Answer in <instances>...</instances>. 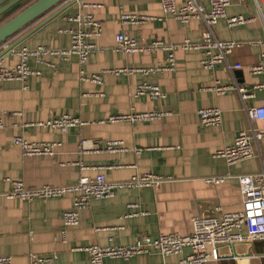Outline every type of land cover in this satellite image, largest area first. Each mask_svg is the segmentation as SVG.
Wrapping results in <instances>:
<instances>
[{
  "label": "crops",
  "instance_id": "1",
  "mask_svg": "<svg viewBox=\"0 0 264 264\" xmlns=\"http://www.w3.org/2000/svg\"><path fill=\"white\" fill-rule=\"evenodd\" d=\"M72 1L61 4L0 47V63L13 68L20 62L17 52L22 47L69 48V31L79 27L70 20L72 17L83 18L90 13L103 23L101 36L90 39L96 49L86 64L81 65L76 57L67 62L49 57L47 61L55 65L52 68L31 58L30 68L41 74L30 76L26 87L19 81H0V256L11 257L14 264H30L33 256H53L54 264H91L81 247L130 246L140 238L155 239L160 234L188 236L197 218L242 211L236 177L264 170V138L254 147L256 156L237 165L230 167L216 157L218 151L234 144L241 131L249 129L250 122L237 92L217 95L210 88L217 84L247 87L254 94L247 101L248 108L264 107V72H251L264 54V18L255 2H234L227 8L229 17L252 19L248 24L230 29L220 20L214 28L221 41L239 44L228 63L241 65L240 69L219 64L214 70H206L201 65V52L177 47L176 72L149 77L106 73L98 84L89 78L105 70L165 65L168 51L148 49L153 42L166 46L187 40L198 43L203 40L205 27L198 19L183 24L164 16L161 0ZM202 2L209 10V1ZM124 14L148 19L124 24ZM123 31L145 50L133 55L118 51L116 37ZM9 46L14 48L7 53ZM144 81L159 86L166 97L153 100L135 96ZM207 108L222 111L221 126L201 125L198 112ZM153 111L164 115L135 124L107 121L112 116ZM66 114L87 124L65 133L38 125ZM14 137L60 146L53 156L25 157L21 147L13 144ZM82 139L121 141L123 150L81 153ZM107 166L113 168L102 169ZM100 173L114 183L144 175L169 180L156 187L120 189L110 199H95L81 212L79 225L66 229L63 215L72 209V194L33 201L9 195L11 181H21L30 189L69 187L81 177L94 178ZM209 179L224 181L213 184L207 182ZM189 252L186 248L183 255L163 257L152 251L129 260L108 258L103 264H182ZM208 264H264V241L221 247Z\"/></svg>",
  "mask_w": 264,
  "mask_h": 264
},
{
  "label": "built area",
  "instance_id": "2",
  "mask_svg": "<svg viewBox=\"0 0 264 264\" xmlns=\"http://www.w3.org/2000/svg\"><path fill=\"white\" fill-rule=\"evenodd\" d=\"M210 9L207 10L202 0H161L164 16H171L183 24H188L194 19L200 20L205 29L203 40L198 43L185 41L181 45L166 46L161 41L153 42L148 49L168 51L167 63L154 68H123L105 70L101 74L93 75L89 79L101 84L103 74L111 73L115 75H132L139 73L143 77H149L158 72L177 71V63L174 51L177 47L195 50L202 53L203 60L201 65L206 70H214L219 64H226L230 69H240L241 65H230L229 56L233 49L239 44L234 42L221 41L214 30L220 20H225L230 29L248 24L252 19L242 15L229 17L227 8L234 2L241 5L249 0H208ZM259 14L264 18V0H253ZM181 2L182 4H179ZM148 17H136L124 14L121 17L122 23L140 24L145 22ZM79 25L77 29L69 31L71 44L67 49H53L40 46L35 49L22 47L17 53L20 62L13 68H8L0 63V81H19L26 87L28 78L32 75H40V71L32 70L28 64L31 58L37 63L55 68L49 61V57H58L62 61H69L76 57L81 65L87 63L90 54L96 49V45L90 39L99 37L103 31V23L96 19L93 14H87L83 18L75 16L70 19ZM117 50L126 55H133L145 49L138 41L130 37L123 31L116 37ZM252 44H258L253 42ZM260 64L253 66L251 72L255 74L264 72V54L261 55ZM258 88V87H256ZM217 95H223L229 91L239 94L241 102L245 107L250 122L248 130L241 131L233 145L226 147L216 153V157L225 160L228 166H234L256 156L255 145L264 138V107L248 108L247 101L254 97L247 87L239 85L217 84L210 88ZM135 96H147L153 100H160L166 97L159 86L150 84L146 81L141 83ZM200 122L203 127H219L223 122L222 111L219 108H207L198 112ZM164 113L153 111L147 113H130L126 115L112 116L107 119L109 123H138L160 119ZM87 123L71 115H63L50 119L39 126L59 130L63 133L76 127H82ZM261 124V125H260ZM260 125V126H259ZM28 126V125H27ZM3 122L0 117V129ZM13 144L21 147L25 157L34 156H53L56 149L60 146L57 142H29L22 137H14ZM79 150L81 153H103L123 150L121 141H80ZM107 166L102 169H112ZM242 193V211L237 213H214L205 218H197L194 222V231L188 236L177 234H160L157 238H140L135 244L130 246L109 245L81 247L80 250L88 254L91 264H103L105 259L129 260L138 255L148 254L152 251L158 252L163 257L170 255H183L188 248L189 254L181 260L182 264H208L217 257V251L221 247H231L238 244L253 245L256 242L264 241V170L255 174L239 175L236 177ZM169 180L161 176L144 175L133 177L127 182H109L105 174L100 173L94 178L81 177L77 184L69 187L43 186L30 189L21 181H11V197L26 201L49 200L64 197L67 194L73 195L72 209L63 215V225L75 227L80 223V214L89 209L91 202L95 199L113 198L115 192L120 189L135 187H156L162 182ZM224 179H209L207 182L213 184L223 183ZM131 208H135L132 205ZM0 264H14L13 259L7 256H0ZM30 264H54L53 256L38 257L33 256Z\"/></svg>",
  "mask_w": 264,
  "mask_h": 264
},
{
  "label": "water",
  "instance_id": "3",
  "mask_svg": "<svg viewBox=\"0 0 264 264\" xmlns=\"http://www.w3.org/2000/svg\"><path fill=\"white\" fill-rule=\"evenodd\" d=\"M30 1L32 0H0V21L2 20L1 22H3L6 17L9 18L7 21L4 20L0 25V47L69 0H36L15 16L10 17ZM71 1L72 0H70V2ZM80 1L82 0H74L72 4H76ZM13 48L14 46L7 47V53Z\"/></svg>",
  "mask_w": 264,
  "mask_h": 264
},
{
  "label": "trees",
  "instance_id": "4",
  "mask_svg": "<svg viewBox=\"0 0 264 264\" xmlns=\"http://www.w3.org/2000/svg\"><path fill=\"white\" fill-rule=\"evenodd\" d=\"M35 1H36V0H32L31 2L33 3V2H35ZM32 3H30V4H32ZM30 4H28V5H30ZM26 7H27V6H24V7L20 8L18 11H16V12L12 15V17L15 16L17 13H19L20 11H22V10H23L24 8H26ZM10 17H11V16H10ZM7 19H9V18H7ZM7 19H6V20H7ZM6 20H5V21H6ZM3 22H4V21H3ZM3 22H1L0 25H1Z\"/></svg>",
  "mask_w": 264,
  "mask_h": 264
},
{
  "label": "rangeland",
  "instance_id": "5",
  "mask_svg": "<svg viewBox=\"0 0 264 264\" xmlns=\"http://www.w3.org/2000/svg\"><path fill=\"white\" fill-rule=\"evenodd\" d=\"M30 3H32V2H29L28 4H30ZM28 4H26L25 6H28Z\"/></svg>",
  "mask_w": 264,
  "mask_h": 264
}]
</instances>
